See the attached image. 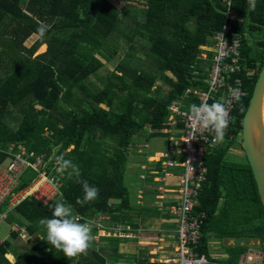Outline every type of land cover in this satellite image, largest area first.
<instances>
[{"label":"trees","instance_id":"trees-1","mask_svg":"<svg viewBox=\"0 0 264 264\" xmlns=\"http://www.w3.org/2000/svg\"><path fill=\"white\" fill-rule=\"evenodd\" d=\"M235 8L245 20L235 28L242 42V71L235 78L242 79L246 97L236 103L225 144L205 152L208 174L196 213L207 215L200 250L206 255L212 240L238 239L260 241L264 253V207L251 166L247 158L241 162L229 155L264 66V0H256L255 11L248 0H236ZM40 22L50 25L43 39ZM223 23L220 0H0V41L7 46L0 51V146L24 145L47 163L66 153L80 178L100 189L94 201L81 205L82 185L65 173L62 193L73 214L81 223L109 214L113 222L128 224L129 153L138 142L166 136L172 103L181 101L183 109L197 103L187 91L206 89L213 52L203 47L213 48ZM117 32L128 47L101 73L103 60L112 62L117 53L112 45ZM31 36L36 40L27 47ZM44 45L47 50L34 56ZM9 110L16 111L18 123L6 120ZM51 217L49 205L34 199L18 205L8 220L25 225L31 243L12 263L5 240L0 264H73L77 257H66L46 239L40 220ZM247 251L227 245L224 264H237Z\"/></svg>","mask_w":264,"mask_h":264},{"label":"built area","instance_id":"built-area-1","mask_svg":"<svg viewBox=\"0 0 264 264\" xmlns=\"http://www.w3.org/2000/svg\"><path fill=\"white\" fill-rule=\"evenodd\" d=\"M235 1L230 0L229 8L228 0H220L224 14L223 27L213 36V48L203 47L213 52L205 77L206 89L187 91V95L197 97V105L203 101L209 104L217 100L223 102L229 111L230 122L237 101L246 97L242 79L235 78L242 71V42L235 28L245 22L235 8ZM195 73L200 74V71L195 70ZM182 105L181 101H177L169 107L171 115L163 133L170 148L152 158L159 164L154 170L159 175V181L169 184L174 177L178 183L177 189H171L178 194L177 201L168 209V213L176 219L177 245L174 256L164 260L163 264H221L200 252L202 229L207 215L205 212L196 213L200 205V192L208 174L205 152L207 147H214L218 143L211 129L200 128L193 137L190 109H183ZM143 148L148 146L143 145ZM179 167L182 170L176 172ZM27 173L35 176L28 178ZM65 176V173L58 171L56 161L47 163L46 156L29 152L24 145L11 143L5 147L0 146V226L25 200L34 199L44 205L54 201L65 203L62 193ZM161 191L165 193L167 189L161 188ZM3 207H7V210L3 211ZM84 220L93 222L92 231L97 233V242L101 238L125 239L141 234L140 229L134 230L114 223L109 214H98ZM13 230L22 239H30L25 225L16 222ZM4 241L0 238V247ZM237 264H264V253L248 249Z\"/></svg>","mask_w":264,"mask_h":264},{"label":"crops","instance_id":"crops-1","mask_svg":"<svg viewBox=\"0 0 264 264\" xmlns=\"http://www.w3.org/2000/svg\"><path fill=\"white\" fill-rule=\"evenodd\" d=\"M144 144L148 146V142L141 141L131 150V153L143 154L146 158L145 163L141 165L143 171L139 174V178L145 181L151 179L153 182L161 183L158 180L159 175L154 172L159 167V164L152 159L157 153L148 155L150 148H143ZM181 170L182 168L179 167L175 171ZM143 174L145 176L141 177ZM169 184L178 185L177 179L171 178ZM161 188H166L169 192L163 193ZM177 188L160 187L159 185L157 187L155 185L153 193L154 196L156 194L160 201L153 194L151 196L150 192L147 194L146 190H137V196L134 201L133 199L131 200L132 197L129 193L131 198L128 210V224L122 222L120 224L134 230L140 229V236L125 239L101 238L99 242L94 239L92 241L93 245L90 246L87 253L78 255L73 264H163L164 260L173 257L177 245L176 222L168 213V209L175 200L177 201L178 194L171 190ZM167 194H174L175 198H168ZM151 198H155L156 202L150 201ZM40 238L41 236H38V239ZM215 241L218 240H212L209 244V254L212 260L224 264V261L228 258L225 243L228 246L234 245V243L231 240L219 241V244H215L216 246L214 247L213 243ZM254 242L257 243V241ZM220 243H223V246ZM211 249H214V251ZM7 257L12 263L17 259L15 254L11 252L7 254Z\"/></svg>","mask_w":264,"mask_h":264},{"label":"clouds","instance_id":"clouds-1","mask_svg":"<svg viewBox=\"0 0 264 264\" xmlns=\"http://www.w3.org/2000/svg\"><path fill=\"white\" fill-rule=\"evenodd\" d=\"M229 8L231 2L228 0ZM248 8L255 11L256 0H248ZM50 25L40 22L37 32L39 37L43 39L48 32ZM239 97H237V100ZM190 126L193 137L198 129H211L217 142H222L230 122V114L225 104L219 100L209 104L207 101L201 102L199 105L192 104L190 106ZM66 153L55 155L58 171L61 174L67 173L69 179L75 177L77 182L82 185L83 198L78 199L77 203L83 205L94 201L100 189L95 185H90L87 180H82L80 168L71 160L65 158ZM52 212L51 218H42L40 224L47 229V241L54 248L62 250L68 258L77 257L86 254L91 246L94 236L92 233L93 222L85 221L83 223L73 214L71 205L65 204L63 201H57L49 204Z\"/></svg>","mask_w":264,"mask_h":264},{"label":"rangeland","instance_id":"rangeland-1","mask_svg":"<svg viewBox=\"0 0 264 264\" xmlns=\"http://www.w3.org/2000/svg\"><path fill=\"white\" fill-rule=\"evenodd\" d=\"M132 1H138V0H132ZM123 28H125V25H122ZM253 36L255 38H259L260 36L258 34H253ZM36 40L35 36H31L29 39L26 40V42L24 43L25 46L30 47L34 41ZM114 41V43H112L113 46H115L117 48V53L116 55L113 57L112 62H106L105 60H103L105 62V67L101 69V73H106L107 69H112L113 68V63L116 62L119 58V56L122 55V53L124 52L125 48L128 47V40L125 38L123 32H117L116 36L114 37V39L112 40ZM110 41V42H112ZM134 44H137L136 40L133 41ZM250 43H252L250 41ZM139 47H142V45H139ZM7 49V46L5 43H2L0 41V51ZM47 50V45H44V48H41V46L37 49V51L35 52L34 56L40 53H43ZM141 52H138L136 54V56H141ZM93 80L98 81L99 79L96 76H92L91 77ZM8 122L12 123V125L16 124L19 122L20 118L18 116V114L16 113V111L14 110H9L8 114H7V119ZM148 142V148H150V151H148V155H154L158 152H164L167 151L170 148L169 142L167 137L165 136H157V137H152V138H148L147 140ZM226 140L225 138L223 139L222 142H217L218 144H225ZM144 151H146L145 149H143ZM131 154V155H130ZM130 156H128V162L126 165V171L124 174V181L125 184L127 185V187L129 188V193L131 194V200L133 199V201L135 200V197L137 196V190H146V193L148 194V192L151 193V196L153 194L154 196V186L158 185L160 187H173V185H170L166 182H161V183H156L153 182V180L151 179H147V181L142 180L139 178V174L143 171L141 168V165L143 163H145L144 161L146 160V158L143 156V154H133V153H129ZM229 155L231 156L232 159L234 160H238L241 162H246V155L245 152L243 150L242 147V133L239 134L238 138L235 141L234 144V148L229 151ZM183 160V159H180ZM28 178H33L35 176V174L33 173H27L26 175ZM153 190V191H152ZM168 198H175L174 194H167ZM158 201H160L159 198H157L156 194L154 196ZM154 198V199H155ZM154 199H150V201H154ZM156 202V201H155ZM7 207H3V211H6ZM172 218H174L172 216ZM175 222L176 219L174 218ZM18 219L15 220H7L5 221L1 226H0V238H2L3 240H7L11 243V248H10V252L15 254L16 257H18L19 255H21L24 251V246L28 245L29 243H31V239L30 240H25L22 239L21 237H15L14 235V230H13V226L15 225L16 222H18ZM93 236L94 239L96 238V233L93 232ZM33 238V237H32ZM34 240V239H33ZM36 241V239L34 240ZM221 242H225V241H221ZM215 244H219V240L215 241L213 243V246L215 247ZM91 245H93V243H91ZM220 245L223 246V243H220ZM225 247L227 248V244L225 243ZM248 249H252L254 251H261L260 248V244H257L255 246H247ZM212 251H214V249H211ZM209 257L210 254H208Z\"/></svg>","mask_w":264,"mask_h":264},{"label":"water","instance_id":"water-1","mask_svg":"<svg viewBox=\"0 0 264 264\" xmlns=\"http://www.w3.org/2000/svg\"><path fill=\"white\" fill-rule=\"evenodd\" d=\"M242 147L257 183L264 207V66L242 120ZM237 246H255L253 240H231Z\"/></svg>","mask_w":264,"mask_h":264}]
</instances>
